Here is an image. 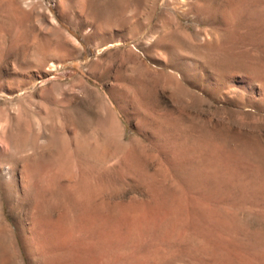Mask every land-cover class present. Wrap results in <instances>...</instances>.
Wrapping results in <instances>:
<instances>
[{
	"label": "rangeland",
	"instance_id": "374dc122",
	"mask_svg": "<svg viewBox=\"0 0 264 264\" xmlns=\"http://www.w3.org/2000/svg\"><path fill=\"white\" fill-rule=\"evenodd\" d=\"M0 264H264V0H0Z\"/></svg>",
	"mask_w": 264,
	"mask_h": 264
},
{
	"label": "bare ground",
	"instance_id": "6f19581e",
	"mask_svg": "<svg viewBox=\"0 0 264 264\" xmlns=\"http://www.w3.org/2000/svg\"><path fill=\"white\" fill-rule=\"evenodd\" d=\"M133 101V100H132ZM143 106V105H142ZM146 107V106H145ZM144 110V109H143ZM143 112V111H142ZM130 156V155H129ZM9 168V167H8ZM12 168V167H11ZM5 175H6V177L7 178H12V176H13V174H12V171L10 170V169H6V172H5ZM45 179H46V177H45ZM53 180V179H52ZM40 181V180H39ZM46 181V180H45ZM49 182H51V181H48V183H47V185L45 186V188H44V190H42V192L40 191V189H39V186H38V184H37V186H38V188H37V190H39L38 192H39V195L38 194H36V195H38V197L39 196H41V198H42V209L45 211V210H48L47 212H49L52 208H51V206H52V204L50 205V202L52 201V199H57V198H59L61 195H60V192H57V191H53L52 189H49V186H50V184H49ZM54 182V181H53ZM52 182V183H53ZM46 184V183H45ZM43 189V188H42ZM40 199V198H39ZM37 201V200H36ZM35 201V202H36ZM53 202V201H52ZM39 204V203H38ZM35 207H37V206H35ZM40 207V208H41ZM38 208V207H37ZM38 211H39V209H37ZM41 210V209H40ZM42 211V210H41ZM46 212V211H45ZM39 213H41V212H39ZM43 214H44V212H43ZM45 215V214H44ZM46 216V215H45ZM47 217V216H46ZM34 223V222H33ZM35 224V223H34ZM40 225V224H39ZM34 225H32V227H33ZM36 226V225H35ZM38 228V227H37ZM31 233V232H30ZM40 236V235H39ZM46 237V236H45ZM49 237V236H48ZM2 238V237H1ZM43 239H44V236L42 237ZM41 238V236H40V244H41V247H42V249L43 250H45V251H47V246H45V243H44V240ZM48 239V238H47ZM47 244V243H46ZM54 252V251H53ZM46 253V252H45ZM54 254V253H53ZM59 256V255H58ZM60 256L61 257H63L61 254H60ZM60 259V258H59Z\"/></svg>",
	"mask_w": 264,
	"mask_h": 264
}]
</instances>
